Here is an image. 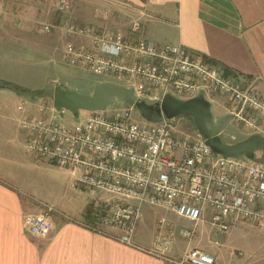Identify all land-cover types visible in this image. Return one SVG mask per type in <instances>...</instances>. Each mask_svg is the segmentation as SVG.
Here are the masks:
<instances>
[{"label": "built area", "instance_id": "2783aa9c", "mask_svg": "<svg viewBox=\"0 0 264 264\" xmlns=\"http://www.w3.org/2000/svg\"><path fill=\"white\" fill-rule=\"evenodd\" d=\"M56 1L61 10L71 7L70 0ZM53 27L44 23L41 30L51 32ZM139 27L136 21L133 30ZM64 30L90 41L67 44L65 57L70 64L132 86L136 96L148 103H160L167 92L184 99L201 91L207 98L221 93L230 99L229 112L236 120L264 135V96L254 85L181 45L157 44L75 22L65 24ZM30 105L47 115L28 113ZM33 105L27 99L17 105L19 125L28 133L26 146L38 158L65 170L75 189L96 199L97 222H81L92 230L106 234L104 228L113 227L120 231L113 237L133 245L144 204L192 221V228L179 232L189 242L202 221L219 233H227L236 221L264 229L263 163L216 154L198 131L180 133L170 119L138 122L129 104L120 114L108 113V107L89 111L84 119L80 114L71 126L53 102ZM39 203L42 210L26 214L24 224L32 236L46 238L54 229L51 213L56 209ZM178 263L214 261L205 251L190 247Z\"/></svg>", "mask_w": 264, "mask_h": 264}, {"label": "crops", "instance_id": "0c3cea01", "mask_svg": "<svg viewBox=\"0 0 264 264\" xmlns=\"http://www.w3.org/2000/svg\"><path fill=\"white\" fill-rule=\"evenodd\" d=\"M107 1L112 8L140 20V29L136 33L139 35L127 37H141L157 44L181 45L195 56L220 66L227 74L254 85L264 96V0ZM4 2L6 0H2L0 6ZM14 4L15 1H11L9 5ZM70 37L75 41L69 42L77 46L90 44L87 38ZM4 81L9 85L0 87V264H179L190 247L210 254L214 264H264V229L246 221L232 222L227 233L217 232L207 221L199 222L189 242L176 235L181 228H192L195 225L192 221L165 208L151 206L153 208L149 212L153 219L150 222L156 224L154 228L149 227V231L139 229L143 221L141 217L133 245L113 237L112 234L120 233L113 227L106 226L105 234L82 224L97 222L96 199L75 189L68 173L57 164L46 162L30 152L26 146L28 133L17 121L19 114L16 116L9 112L8 100L17 105L20 99H27L33 105L46 99L18 92L16 83L0 77V84ZM25 88L31 91L33 87ZM208 98L213 104L215 101L220 103L227 113L222 116L227 117L222 126L226 141L236 142V132L240 135L259 133L245 124L240 132L226 128L232 119L236 121L229 112L230 99L216 92ZM28 113L47 115L34 105H30ZM76 120L67 124L71 126ZM261 128L264 129L263 123ZM42 163L49 169H52L50 166L60 168L61 173L69 177L68 182L76 194L65 204L45 202L56 209L51 213L54 229L48 237L37 238L26 229L24 218L28 213L42 210L41 200L34 195L32 178L23 171ZM174 221L179 224L177 234L175 227L169 234L162 231L163 226L167 227ZM242 234H249L253 243L251 248L257 242L259 244L246 260L242 249L232 245ZM258 252L260 256L263 254L262 257L252 261Z\"/></svg>", "mask_w": 264, "mask_h": 264}, {"label": "rangeland", "instance_id": "374dc122", "mask_svg": "<svg viewBox=\"0 0 264 264\" xmlns=\"http://www.w3.org/2000/svg\"><path fill=\"white\" fill-rule=\"evenodd\" d=\"M11 1H15L13 6L9 5ZM70 1L71 7L67 10H61L56 0H6L4 5L0 6V77L12 81L16 83L14 85L22 88L33 87L29 92H22L23 94L36 97L39 95L46 101L52 102L54 87L57 84L63 83L80 93L89 94L93 92L97 84L106 81V78L94 75L83 67L72 65L67 61L65 57L66 46L69 41L75 40L65 33L66 23L75 22L101 30L121 31L127 36L139 35L136 33L139 32L140 27L135 31L133 25L136 21L140 24V20L112 8L107 0ZM1 3L2 0H0ZM44 23L54 26L51 32L41 30ZM8 101L9 112L10 114H16V116L19 114L18 121L21 115L20 111L16 109L18 102L16 105V102L13 104L12 100ZM126 106L127 103L116 99L113 104L108 106L106 111L111 114H120ZM213 107L217 117L227 114L220 103L215 101ZM88 114V110L81 111L83 119ZM62 117L66 123L76 120L69 111H64ZM133 118L138 122L147 121L137 109L133 110ZM170 121L180 133H194L197 131L190 117L179 116L170 119ZM243 124L241 121L232 119L226 124V128L240 132ZM236 136L235 140L238 141L241 137L246 138L249 135H240L236 132ZM50 168L52 169L47 168L42 163V165L31 166L28 171H23V173L29 175V178H32L35 184L33 187H35L34 195H36V199L48 203L59 202L65 204V202L75 198L76 193L68 182L69 177L65 173L62 174L61 169L58 167L50 166ZM151 208L153 207L147 204L143 205V221L140 223L139 229L149 231V227L154 228L153 225L156 222H150L153 219L149 212ZM160 224L164 223L160 222ZM173 227L176 228L177 234L179 224L176 221L167 227L163 226L162 231H167L169 234L170 229H173ZM248 235H240L238 240L232 244L236 249H242L245 260L249 253L259 245L257 242L251 248L253 243L250 242ZM176 236L183 239L180 234ZM262 255L260 256L258 252L252 258V261L258 257L261 258Z\"/></svg>", "mask_w": 264, "mask_h": 264}, {"label": "water", "instance_id": "95a60500", "mask_svg": "<svg viewBox=\"0 0 264 264\" xmlns=\"http://www.w3.org/2000/svg\"><path fill=\"white\" fill-rule=\"evenodd\" d=\"M6 85L7 82L4 81L0 87ZM15 88L30 91V88L19 86ZM116 99L132 105L149 122H160L179 116L190 117L199 134L216 154L249 159L264 164V135L253 133L236 142L226 141L222 126L227 117H216L213 103L203 91L187 99L167 92L160 103H148L136 96L132 86H124L111 81L100 82L89 94L80 93L60 83L54 87L52 102L57 111L61 113L69 111L75 119H78L82 110H104Z\"/></svg>", "mask_w": 264, "mask_h": 264}, {"label": "trees", "instance_id": "16d2710c", "mask_svg": "<svg viewBox=\"0 0 264 264\" xmlns=\"http://www.w3.org/2000/svg\"><path fill=\"white\" fill-rule=\"evenodd\" d=\"M4 83V82H3ZM7 85H9L8 83H7ZM17 91L18 92H29V91H23V90H21V89H17Z\"/></svg>", "mask_w": 264, "mask_h": 264}, {"label": "bare ground", "instance_id": "6f19581e", "mask_svg": "<svg viewBox=\"0 0 264 264\" xmlns=\"http://www.w3.org/2000/svg\"><path fill=\"white\" fill-rule=\"evenodd\" d=\"M81 114V113H80Z\"/></svg>", "mask_w": 264, "mask_h": 264}]
</instances>
